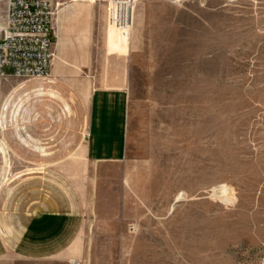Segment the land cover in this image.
<instances>
[{
	"label": "rangeland",
	"instance_id": "1",
	"mask_svg": "<svg viewBox=\"0 0 264 264\" xmlns=\"http://www.w3.org/2000/svg\"><path fill=\"white\" fill-rule=\"evenodd\" d=\"M54 32L58 79L0 78L2 208L83 206L75 252L50 264H264V0H141L124 34L103 2L76 0ZM113 59L127 152L97 167L83 155L88 79Z\"/></svg>",
	"mask_w": 264,
	"mask_h": 264
},
{
	"label": "crops",
	"instance_id": "2",
	"mask_svg": "<svg viewBox=\"0 0 264 264\" xmlns=\"http://www.w3.org/2000/svg\"><path fill=\"white\" fill-rule=\"evenodd\" d=\"M111 31L115 29L109 26ZM60 51V43L55 45ZM73 59V58H72ZM77 64L79 60L73 59ZM68 63L54 53L49 78L58 79ZM67 69V68H66ZM68 70V69H67ZM66 70V72H68ZM91 72L88 84L83 155L89 164H119L126 158L128 132V93L125 66L113 59L103 77ZM4 107L5 104L0 106ZM9 128V129H8ZM11 124L0 119V175L11 171ZM81 203L34 202L12 214L0 203V264L12 260L50 264L67 260L75 252L84 229Z\"/></svg>",
	"mask_w": 264,
	"mask_h": 264
},
{
	"label": "built area",
	"instance_id": "3",
	"mask_svg": "<svg viewBox=\"0 0 264 264\" xmlns=\"http://www.w3.org/2000/svg\"><path fill=\"white\" fill-rule=\"evenodd\" d=\"M75 1L0 0L1 79H39L49 76L54 58L49 38L55 35L56 13L66 2ZM97 1L105 5L107 26L121 34L131 30L135 7L141 0Z\"/></svg>",
	"mask_w": 264,
	"mask_h": 264
}]
</instances>
